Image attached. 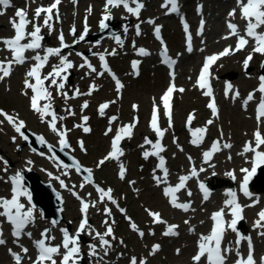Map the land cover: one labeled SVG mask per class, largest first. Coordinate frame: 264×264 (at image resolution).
<instances>
[{
	"label": "rangeland",
	"instance_id": "1",
	"mask_svg": "<svg viewBox=\"0 0 264 264\" xmlns=\"http://www.w3.org/2000/svg\"><path fill=\"white\" fill-rule=\"evenodd\" d=\"M44 1L45 0H35V7L41 5ZM50 1L54 2V0ZM146 1H148L147 7L139 20V30L142 31L143 39L139 42L138 50L143 47H151L153 44L151 38L154 24L148 21H155L157 18L162 17L165 10L164 7H162L164 4L163 0H142L143 4H145ZM183 1L185 2V9L191 11L192 18H194V20H199L205 15L209 21L210 28H212V19L222 17L224 23V17L228 9L237 6L236 0ZM134 6L135 5H132V7ZM89 7H91L90 13L88 11ZM104 7L105 3L103 0H76L75 4L72 0H64L58 11V19L56 13V20L52 24V30L50 31L46 27V32L52 33L54 30L53 42L56 48L61 46L59 41L61 33H63L65 44H72V42L84 33L85 16H88L90 20L88 33L99 31L100 20L104 14ZM95 8H99L101 14H98L97 20L94 22L92 11ZM198 9L200 10L198 11ZM110 11L111 16H114L113 22L115 25L118 23L116 20L119 19L122 20V22L131 21V15L123 7L118 10L111 8ZM13 18H15L13 12H10L8 15H0V36L12 33L13 26L10 20ZM40 21H42L41 18L36 20V22ZM159 22L166 24L167 36L172 41L174 50L176 52L180 51L183 48V33L179 23L170 19H163ZM73 28L75 29V36L72 34ZM123 37H126V35L120 37L122 44H118L116 39H106L98 46H94L89 42L78 45L77 51L79 52L91 49L94 53H99L98 56L91 57L90 64L97 69V73L103 72V75L90 72L87 65L81 67V65L85 63V60L80 55H77L75 51L65 52L64 56H67L73 63V69L75 70L74 81L69 86L65 85V89L63 90L68 93L70 98L65 100L62 95L57 94L55 87L52 88L51 92L60 107L59 115L65 117V119L57 122V128L67 130L68 125H71L75 131H78L77 133H69L67 131L66 139L72 144V151H67L73 152L75 157H77L76 159H80L84 165L90 168L92 173H95L97 180L105 185L102 186L107 190L111 189L112 191H116V199L129 208L130 214L135 218L136 222L141 225L142 229L147 231L152 228V218L149 215L148 207L151 208V212H160L169 223H171V220L177 218L176 214L178 213L177 209L166 201L163 192L166 184L161 183L158 186L153 179L154 170L155 175L160 176V170L157 168V161L154 159H145L143 157L145 151H151L152 149V145L145 144L147 135H150L153 141L152 133L148 126L151 108L162 100L169 79L167 71L157 64V51L159 47L153 44V47H151L153 49L152 55L146 58H140L137 56L138 51L135 53L136 50L133 47L135 40L130 39L125 43ZM211 44H216L215 40H212ZM215 47L216 46L212 48ZM113 50H115V55L110 54ZM250 52H252V49L247 50L243 54L230 56L216 66L217 79L213 80L216 91L220 95L222 94V85L224 81L220 79L225 78L234 83V91H238L240 94L236 99L231 97L221 100L222 111L219 118H213L206 109L205 103L207 99H203V94H199L193 90L192 85L196 83L193 74L186 73L179 77V88H183L185 91L178 94L174 121L175 126L173 128L169 127V122H167L165 126L166 131H168L165 140L171 148L169 156L172 158L173 175L170 178L172 183L177 182L176 179L181 176V173L190 176L191 164L188 160V156L191 154H186L184 158L183 155L177 158L176 148H182L184 145H186L188 150L192 148L190 142L192 136L189 128H187V118L189 114H193L191 112L192 110L196 111L197 119H193L191 128L195 129L206 126V133L213 135V140L208 146H204L192 154L194 159H197L201 163L203 160V152L209 150L214 141H219V138L223 137L233 144L232 153L242 162L239 163L235 161L231 155L223 154L221 151L214 153V156H217V162L224 161L226 166H238L240 170L242 168L249 169V157L246 155L239 157V155H237L238 152L234 153V151H243L242 149L248 141H252L254 145L253 134L257 131L258 127L260 133L264 135V120H262L258 126L255 104L250 101L246 108L243 105L249 93H254V96H260L259 91H257L260 84L259 77H261L259 75V70L264 69V65H262L264 55L259 53L255 54L254 60L249 63L247 69H245L244 60ZM100 54L108 57L113 63L114 71L119 72L123 77L121 81L123 88L119 93L116 90V83L108 78L107 72L101 67L99 59ZM138 61H141L143 65L142 76L139 79L134 78V70L131 67L133 62ZM58 63L59 58L56 57L54 64ZM51 68L52 67H50L45 74L50 72ZM190 70L191 68L189 71ZM26 73L27 70L22 78L19 75H14L10 79L5 78L0 81V110L17 117L18 120L24 121L26 129L43 135L51 144L59 145L60 137L50 129L48 123L49 119L45 117L42 121L40 115L31 109L30 99L27 98L25 94L27 90L24 87ZM92 85H95L96 90L92 91L91 95L84 94L89 92L90 86ZM77 89L82 94L75 96V99H73L75 90ZM85 102H87L88 107L82 109L81 106ZM104 103H108L109 108L104 112V115H100L98 109L99 106ZM133 104L139 105L138 115L141 118V123L134 134L135 138L127 142V153H125L119 161L112 159L108 162L109 159H107L100 165L99 162L111 152L112 137L111 135H106V131L110 127L114 132L119 126L122 127L130 123L134 114H136V112L131 109ZM68 108L74 112V115L68 114L66 111ZM83 116L88 117L86 124L82 120ZM111 117L118 118V121L110 124L109 121ZM209 119H212L213 123L211 125H206ZM0 121H3V123L0 124V146L3 150V153H0V197H11L12 185L9 182V177L14 176L17 171L26 172L24 170L31 169L40 177L42 182H51L55 190L62 191L64 199V225L72 224L77 227V223L81 221L79 212L80 201L73 197V191L80 192L83 197L87 194L89 196L90 193L89 198L91 202L96 205L92 212V217L95 220L93 229L101 230L105 225V220L109 222L121 216L120 212L115 208H113L111 216H107L104 210L105 208L109 209L112 204L100 202L99 194H97L94 188H89L90 184L74 170L57 165L51 160L52 155L49 151H44L43 155L32 153L30 148L24 145L25 142L21 135L15 131L13 126L10 125L2 115H0ZM81 124L91 129V135H86L82 127H76V125ZM13 137H15V141H13ZM81 141L83 142V150L80 147ZM229 157H231V159H229ZM5 161L7 162L6 171ZM28 161H32V163L29 165L27 163ZM121 164L128 170L126 177L123 179H120L118 174V169H120ZM214 176L225 180L227 178V173L223 169L217 168L209 175L205 176V179L209 180ZM56 177H59V179H56ZM60 180L64 181L65 185H67V189L62 188ZM195 183L196 180L191 179L188 183V187L193 188ZM81 185H83V187H81ZM259 185L264 188V181ZM189 191L190 190L187 189L184 192V198L190 197L188 195ZM262 206H264V204ZM38 214L40 221L34 225L32 230H36L38 236H41V233L45 229H49V227L45 225L52 226V224L41 215L40 211ZM207 217L208 215H206L205 207L199 208V210L192 215L195 226L200 229L203 228V218L208 220ZM189 219L190 217L183 216L179 221L185 225V221ZM120 221L121 228H124V230L123 233H118L114 240L112 263L128 264L129 259L133 256H136L138 259L148 257L150 246H153L156 242H160L159 239H161L162 236L160 235L155 239L149 236L143 240L139 239L136 232L132 231L129 224L123 220V217H120ZM161 227L163 226H160V228ZM164 227L167 226L164 225ZM185 231L187 232L188 228H186ZM250 231H252L251 228ZM262 231H264V228L255 233L259 244H261L259 249L260 255H264V236L260 235ZM86 234H88V232H86ZM49 235L55 237V239L51 241L53 245L61 243L62 233L59 230L51 229ZM119 237L123 239L122 244L120 243ZM37 238L39 237L36 236L35 239ZM192 240H194V238L191 239L185 236H182L178 240H163L162 251L158 253L155 258L150 260V264H177L180 262L193 264L191 255L195 254L196 249L195 246L191 247ZM27 242L31 244L32 253L34 251L33 242L26 240L24 244L26 245ZM84 247L87 249V255L89 253L88 245H83L82 243V258L87 256L83 250ZM182 248H184V250L181 254ZM177 249H179V254L177 253ZM18 251L21 252V248L18 249ZM61 251H63V249H61ZM90 258L91 264H98V257ZM56 259L57 264H59L60 257L57 256ZM27 260L28 261L24 264L32 263L34 261V255L32 254L27 257ZM107 262L108 261L105 259L99 262V264H107ZM0 264H15L12 257L8 254L7 249L0 251Z\"/></svg>",
	"mask_w": 264,
	"mask_h": 264
},
{
	"label": "snow or ice",
	"instance_id": "2",
	"mask_svg": "<svg viewBox=\"0 0 264 264\" xmlns=\"http://www.w3.org/2000/svg\"><path fill=\"white\" fill-rule=\"evenodd\" d=\"M75 4L76 0H72ZM61 3V0H54V2L48 7H37L35 9V15L33 20H29L27 18V13L24 9H17L15 12V18L10 20V23L13 26L14 36L10 38H0V44L4 45V48L11 53V58L5 57L4 59L0 60V81L4 80L5 78L11 75L12 69L15 65H23L29 57L25 55L26 52L31 51L34 52L30 59L35 61V63L31 66V68L27 71L24 80V87L25 89H31L32 96L30 97V106L31 109L40 115L41 120L43 121L45 117H51L48 121L50 129L56 133L59 139L60 150L64 151V149L69 148L70 145L66 139L67 131L66 129L57 128V121L63 120L65 117L60 116L58 117L56 112L53 110L52 100L54 99L52 92L50 91L51 88L55 87L57 94L62 95L65 100L69 99L68 93L63 91L65 89V83L68 80V71L74 67L73 63L68 59L67 56H62L61 52L64 48L69 47V45L65 44L63 33L59 36L60 41V48H43L42 41L44 37L41 35L42 26L38 23H35L36 20H39L41 14L44 15L43 20V27H47L50 31L52 30V25L50 21L53 18V10L57 9V6ZM135 5L134 7L130 6ZM171 5L170 11L171 12H178V5L177 0H165V3L162 7L168 8ZM237 8L239 9L240 19L244 20L245 26L243 30V34L239 31V26L232 23L231 19H234L237 15V8H233L229 13V22L227 27L229 29V34L223 39H229L231 36H236L237 41L235 48L232 46L226 47L223 51L207 56L197 78L196 84L200 89H206L203 92L205 96L212 97V87L209 81V77L211 76L210 67L220 58L234 54L236 51H240L245 48L249 44V39L254 41V45L252 47V52L244 60V67L247 69L249 62L253 59L252 53H259L264 55V31H258L264 27V0H236ZM10 0H0V7L6 9L11 7ZM123 6V8L131 15L136 16L139 18V14L144 7L142 0H105V7H104V14L100 20V28L106 29L108 24L106 23L111 18V8H116ZM200 9H198L199 11ZM89 13L91 12V7L88 9ZM0 15H4L3 11H0ZM57 19H58V11H57ZM149 23L154 24L155 22L152 20L148 21ZM32 25V30L28 31V25ZM203 19L200 22V30L198 31V35H202L203 33ZM184 30L188 33V25L184 23ZM155 35L157 39H160V26L155 27ZM88 28L87 23H85V30L75 41L74 43H78L83 41L87 35ZM72 34L75 36V29L73 28ZM139 25H137V35H139ZM116 42L118 44H122V41L117 36L115 37ZM191 34L187 35V51L191 52L192 45H191ZM24 41H27L26 43ZM161 44L163 45L164 42L161 40ZM41 50L43 51V55L40 54ZM111 55H115V50H113ZM139 55H148L149 53L146 52L145 49L140 48L138 50ZM77 55H82L77 53ZM59 57V63L52 65L51 71L47 74L43 73V68L47 66L50 57ZM163 63L167 64L170 68L176 63V60L170 58L167 55V48L166 46L163 47V51L161 52ZM99 59L101 61V67L104 71L108 72L112 75V78L116 82V90L119 91L123 88V84L116 78V76L111 72L109 69L106 61L105 56L103 54L99 55ZM138 62H133V69H137ZM87 65L88 69L92 73H97V69L93 67L88 61L85 59V63L81 65L84 67ZM97 75H103V72L97 73ZM174 80V73H170ZM260 84L257 89L261 93L260 101L257 105V124L262 122V118H264V76L259 77ZM34 81V82H33ZM49 83H45V82ZM96 90L95 85L90 86V90L88 93H84L86 95H91L92 91ZM175 89V85L171 84L165 95L162 97V101L165 108V114L169 118V127L172 126V117H171V107H170V98L172 96L173 91ZM180 92L185 91L183 88L179 89ZM233 88L230 83L226 85L225 89V96H228L229 92H232ZM25 94H27L25 92ZM82 93L79 90H75L74 95L79 96ZM239 92L235 91L232 98L236 99L239 97ZM254 93H249L247 98L244 100L243 105L246 108L248 103L254 99ZM43 101V103H41ZM108 103L101 104L99 106V113L100 115H104L105 109L108 108ZM82 109L87 108L88 104L85 102L82 106ZM136 106H134L135 108ZM209 109H211L213 117L218 116V108L215 104L214 97L207 105ZM69 115H74V112L70 108L66 109ZM0 115L4 117L7 122L13 126L15 131L21 135V137L25 140H28V137L24 135L22 129L25 128V123L22 120H18L17 117L13 115H9L8 113L3 112L0 110ZM194 114H189L187 118V126L191 132L192 140L190 141L193 145L199 146L200 143L203 142L204 136L207 132V127H200V128H191V123L194 119ZM116 117H111L109 123L111 124ZM82 120L86 124L88 117L83 116ZM3 121H0L2 124ZM213 123L212 119H209L206 122V125H211ZM76 127H82L85 133L90 132L91 129L89 127L81 125H76ZM135 127V124L124 125L120 127L112 140L111 143V152L108 156H106L103 160L99 162L102 165L105 160L107 159H119V156L123 155V150L119 147L121 140L125 137L131 138L132 129ZM151 128L156 133L158 138H162L165 134L166 130H162L158 127L157 121V109L154 105L153 107V115L151 120ZM112 131L109 129L106 131V135L108 132ZM254 135V146L252 141H248L245 143L243 151L239 153L243 155L245 153H253V159L251 160L252 167L242 168L241 172L244 173L242 183L240 185V189L243 194L247 197H251L252 194L248 191V183L249 179L252 175L255 174L257 168L264 166V151H261V146H264V135H262L259 131V127L257 131L253 134ZM39 142L44 145L46 142L44 141L43 137H37ZM13 141H15V137H13ZM145 144H151L153 151H145L143 153V157L147 159L149 156H156L159 159V164L157 168L163 172V176L155 175V170L153 173V179L156 181L157 185L159 186L161 183L167 184V177H168V169L165 167L166 161L163 156H160V153L165 151L162 144L159 142L153 143L147 137L145 138ZM49 152L53 151V146L48 145ZM80 147L83 150V142H80ZM223 148H231L232 145L228 143H224L222 145ZM183 149H181L182 151ZM221 150L220 141H214L209 150L203 152V162L208 164L214 155V153ZM43 155V153H41ZM231 159V157H229ZM191 160V157H189ZM5 171L7 170V162L5 161ZM29 165L32 161L27 162ZM75 164L76 162L73 161ZM65 168L69 167V165H63ZM214 167V165H211ZM77 170H80L79 165L77 164ZM83 171L87 172V179L91 182L92 170L91 169H83ZM200 172L205 171L203 167L199 169ZM126 168L123 164L120 165L119 177L123 179L125 176ZM51 175V174H49ZM230 177L235 179V175L233 172L227 173ZM198 176V172L195 167L191 169L190 176L182 175L179 177V182L175 186H166L163 189L164 195L169 198V202L172 207L181 209L187 212L191 204L190 202L180 203L178 202V196L176 195L182 189L186 187V182L191 177ZM59 179V177H56ZM9 182L12 185L11 188V197L5 198L0 197V217L5 218V220L12 226V236L15 238V242H19L22 235H27L31 238V232H25V229L34 223V206L26 207L24 203L21 202V197H26L29 205H31V195L27 192L26 188L24 187V178L20 171H17L16 174L12 177H9ZM134 183V182H133ZM60 184L62 187H67L63 180H60ZM75 187V186H73ZM83 187V185H81ZM200 190L203 192V200L207 201L209 199V190L203 183L199 185ZM111 189L105 191L102 188L97 187V192L100 196V202H103L105 198L111 201L113 204L116 201L113 199L111 195ZM76 195V193H73ZM188 195L191 196V192H188ZM229 199L225 201V208L228 209V214L231 215L232 219L230 221H224L223 217L225 215V208H221L219 211L212 214L211 219L214 221V225L211 229L209 235H201L198 243L197 248L198 251L196 255L193 256L194 264H200L202 257H206L207 264H225L226 258L228 253H230L233 249L229 247L221 248V242L223 239V233L227 228H231L233 232L237 234L236 245L238 246L242 239L248 240V254L246 257L240 256L238 248L236 250V254L239 257L236 264H257L253 256V248L251 243L250 237L242 236L237 230V223L238 221L243 219V207L237 202L236 193L229 192L227 193ZM77 199L81 201V213H82V220L78 226L77 231L73 234L70 233L67 228L60 229L62 233V241L58 245H53L51 241L55 239L54 236L49 235L50 229H45L41 233V238L34 241V245L37 249V258L32 262V264H57L56 257L59 256L61 259L59 264H79L80 260L82 259L81 248H80V236L85 231L91 235L95 232L94 239L99 240L100 251L103 252L104 256H107L109 249L112 247L110 241L105 237H112L113 236V229L108 221L105 220L104 223L107 226L106 231L104 233L96 232L95 229L91 228L88 224L87 213L90 207L89 203L85 202L81 197L77 195ZM258 202V201H254ZM92 207H95V203L91 204ZM253 206V205H249ZM105 214L107 216H111V212L109 209L105 208ZM123 212L124 210L121 209ZM149 215L153 217L154 223H166L162 220L159 213H154L149 211ZM259 219L255 222V227L264 228V210H261L258 213ZM185 223H189L185 221ZM56 222H53L55 226ZM131 228L134 231H137L138 234L143 237L144 233L139 231L137 226L132 223ZM178 225H168L166 230L163 232V235L170 236V235H178L175 229ZM189 231H194V229L190 228ZM154 234V233H151ZM260 235L264 236V231L260 232ZM6 241L3 238V229L0 228V245L5 244ZM123 243V241H121ZM21 250L23 253L27 254L28 249L24 248L20 245ZM160 248L159 244L153 245L152 251L150 254H155ZM63 249V251H61ZM9 253L12 255L13 259L15 260V264H22V256L19 253L13 252L9 249ZM177 253L179 254V249H177ZM89 257H98L99 260H103V256L99 255V251L95 244L89 245ZM130 264H146V261L141 259L139 262L137 261L136 257H132L130 260ZM260 264H264V257L260 258Z\"/></svg>",
	"mask_w": 264,
	"mask_h": 264
},
{
	"label": "water",
	"instance_id": "3",
	"mask_svg": "<svg viewBox=\"0 0 264 264\" xmlns=\"http://www.w3.org/2000/svg\"><path fill=\"white\" fill-rule=\"evenodd\" d=\"M111 22L108 25L107 32L109 35L115 34L114 27L110 26ZM128 26V25H127ZM72 82V77L69 79V83ZM25 134L28 137V145L32 147V152H38L40 153L45 146H48L49 144L46 142L44 145H42L37 137L36 134H33L30 131H25ZM37 141L38 143H36ZM53 153L58 156L61 160H63L66 164L77 167V164L79 165L80 169H84L80 163H78L74 158L69 157L64 151H59L57 148L53 146ZM73 161L76 163L74 164ZM85 172V171H84ZM87 173V172H85ZM264 176V168L261 169L259 172L257 178L255 179V182L260 180ZM25 182L28 183L32 189V192L34 193L35 200L40 204L44 216L48 217L51 216L52 218L56 220H63V198L61 196V193L59 191H55L51 184H46L40 180V178L36 175L35 172L30 171L29 175H25L24 177Z\"/></svg>",
	"mask_w": 264,
	"mask_h": 264
},
{
	"label": "bare ground",
	"instance_id": "4",
	"mask_svg": "<svg viewBox=\"0 0 264 264\" xmlns=\"http://www.w3.org/2000/svg\"><path fill=\"white\" fill-rule=\"evenodd\" d=\"M227 3H229V2H227ZM223 7H224V5H223ZM211 27H212V31H211L210 36H209L210 37V42L212 40H214V37H216V35H219L223 31V29H224L223 18L222 17H217V18L212 19L211 20ZM214 46H216V44H211L210 47H214ZM197 59H198V55L197 54H195L194 56H191V57L188 58L187 62H188V64H190L191 69L194 68L192 64H194ZM206 145H209V142H207ZM189 151L190 150H188V148L185 147L183 152H182V154L185 155V154L189 153ZM228 151H230V149H228L227 152ZM215 194L216 195L218 194V190L215 191ZM258 247H260V246H258Z\"/></svg>",
	"mask_w": 264,
	"mask_h": 264
}]
</instances>
